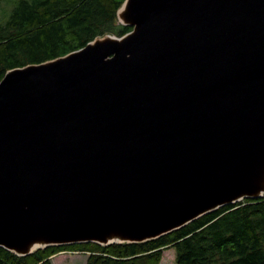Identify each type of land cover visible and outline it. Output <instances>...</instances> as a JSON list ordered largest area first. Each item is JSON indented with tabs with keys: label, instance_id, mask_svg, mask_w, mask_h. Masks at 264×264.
<instances>
[{
	"label": "water",
	"instance_id": "water-1",
	"mask_svg": "<svg viewBox=\"0 0 264 264\" xmlns=\"http://www.w3.org/2000/svg\"><path fill=\"white\" fill-rule=\"evenodd\" d=\"M118 19L0 81V247L144 242L264 197V0H125Z\"/></svg>",
	"mask_w": 264,
	"mask_h": 264
},
{
	"label": "trees",
	"instance_id": "trees-1",
	"mask_svg": "<svg viewBox=\"0 0 264 264\" xmlns=\"http://www.w3.org/2000/svg\"><path fill=\"white\" fill-rule=\"evenodd\" d=\"M125 0H0V81L8 70L50 61L98 37L132 30L118 19ZM264 264V197L222 206L144 242L53 245L28 255L0 247V264H52L64 251L89 254L86 264Z\"/></svg>",
	"mask_w": 264,
	"mask_h": 264
},
{
	"label": "rangeland",
	"instance_id": "rangeland-1",
	"mask_svg": "<svg viewBox=\"0 0 264 264\" xmlns=\"http://www.w3.org/2000/svg\"><path fill=\"white\" fill-rule=\"evenodd\" d=\"M88 256L87 253L64 251L52 258V264H86ZM175 257V248L167 247L164 249L160 264H176Z\"/></svg>",
	"mask_w": 264,
	"mask_h": 264
},
{
	"label": "bare ground",
	"instance_id": "bare-ground-1",
	"mask_svg": "<svg viewBox=\"0 0 264 264\" xmlns=\"http://www.w3.org/2000/svg\"><path fill=\"white\" fill-rule=\"evenodd\" d=\"M245 200V199H244Z\"/></svg>",
	"mask_w": 264,
	"mask_h": 264
}]
</instances>
